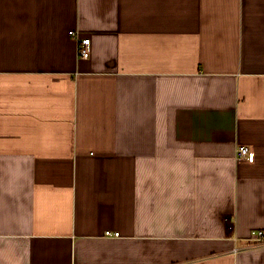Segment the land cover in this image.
<instances>
[{
  "label": "crops",
  "instance_id": "1",
  "mask_svg": "<svg viewBox=\"0 0 264 264\" xmlns=\"http://www.w3.org/2000/svg\"><path fill=\"white\" fill-rule=\"evenodd\" d=\"M253 231L264 0H0V264H264Z\"/></svg>",
  "mask_w": 264,
  "mask_h": 264
},
{
  "label": "built area",
  "instance_id": "2",
  "mask_svg": "<svg viewBox=\"0 0 264 264\" xmlns=\"http://www.w3.org/2000/svg\"><path fill=\"white\" fill-rule=\"evenodd\" d=\"M74 37L77 38L78 41V55L83 59H88L91 56V39L85 38L80 39L78 37V33H73ZM250 156V149L246 146H241L237 149V159L245 160ZM106 236H115L119 237L120 233H112L111 231L106 232ZM264 243V232L263 231H253L251 237L249 239V245H258Z\"/></svg>",
  "mask_w": 264,
  "mask_h": 264
}]
</instances>
